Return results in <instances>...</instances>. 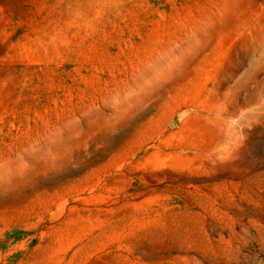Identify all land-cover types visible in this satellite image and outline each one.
<instances>
[{"label": "rangeland", "instance_id": "1", "mask_svg": "<svg viewBox=\"0 0 264 264\" xmlns=\"http://www.w3.org/2000/svg\"><path fill=\"white\" fill-rule=\"evenodd\" d=\"M0 264H264V0H0Z\"/></svg>", "mask_w": 264, "mask_h": 264}]
</instances>
